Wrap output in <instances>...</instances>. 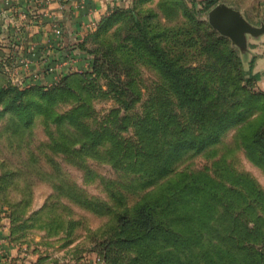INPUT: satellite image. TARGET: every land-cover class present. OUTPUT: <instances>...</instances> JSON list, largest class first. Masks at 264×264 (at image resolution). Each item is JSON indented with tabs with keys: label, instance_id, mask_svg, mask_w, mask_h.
Masks as SVG:
<instances>
[{
	"label": "rangeland",
	"instance_id": "1",
	"mask_svg": "<svg viewBox=\"0 0 264 264\" xmlns=\"http://www.w3.org/2000/svg\"><path fill=\"white\" fill-rule=\"evenodd\" d=\"M125 2L106 13H114L119 9L113 14L112 23L107 28V40L104 36L87 42L88 48L97 50L104 58L106 63L103 74L94 81L74 80L70 83L75 93L79 92L78 85L90 86L89 90L94 95L91 104L102 117L120 109L117 92L110 86V77H107L109 72L122 73L121 89H134L140 94L136 107L130 113H141L145 105L165 101L164 96L174 103L179 101L169 78L153 54L152 44L157 45L175 68H185L188 73L200 79L202 86L208 88L214 96L216 88L223 93L229 91L241 95L246 94L251 87L264 92L261 79L253 82V85L244 81L237 87L233 83L230 77L240 71L237 68L232 70L231 64L227 68L222 66L221 58L227 46L222 41L218 44L212 41L209 32H218L209 22L208 13L213 7L208 9L203 0ZM220 2L241 8L254 24L259 25L264 20V0L252 3L251 0ZM219 35L225 37L227 43L236 50L243 69L249 72L253 56L245 61L231 39ZM90 68L91 62L88 59L80 71ZM215 70H220V75H224L225 79L215 78L214 81L212 72ZM241 86H246L247 90L241 89ZM64 99L50 106V118L56 113L67 114L79 105L71 97L65 96ZM239 100V103L248 105L239 107L222 125L214 145L208 144L202 150L185 152L175 165L177 171L213 172L219 168L217 163L222 161V165L247 174L264 190V168L247 156L238 138L240 131L255 121L261 111L253 106L251 100L248 102L244 97ZM46 118L48 116L38 114L29 123L31 128L26 130L20 127V121L7 108V104H0V176L10 170L18 172L12 181L4 180L0 184L1 188L8 186L3 197L0 193V214L7 219L9 238L24 251L23 258L33 260L35 264H107L108 259L116 264H182L178 262L182 256L179 254L182 251L180 247V251L177 249L174 254L172 249L176 245L162 238L157 237L158 244L151 246L153 253L150 247L142 249L145 254H149L150 259L146 257L147 263L137 250L115 241V215L124 208H134L138 204L147 187L146 177L126 171V165L114 166L109 157L112 145L108 142L95 148L89 147L93 156L89 153L88 156L84 155L88 151L81 149L79 143L74 148L79 149L80 155L60 151L55 143L62 142V136L67 137L68 133L65 128L46 125ZM12 122L13 128L10 129ZM68 130L69 133L71 130L70 136L75 139V130ZM204 133L196 130L198 140ZM123 136L134 139V129L123 133ZM26 172L30 174L31 181L28 183L32 193L25 194L22 180ZM67 185L75 186L74 199L58 192V188H67ZM85 201L89 203L85 204ZM193 234L201 236L199 229ZM162 254H166L163 260Z\"/></svg>",
	"mask_w": 264,
	"mask_h": 264
},
{
	"label": "trees",
	"instance_id": "2",
	"mask_svg": "<svg viewBox=\"0 0 264 264\" xmlns=\"http://www.w3.org/2000/svg\"><path fill=\"white\" fill-rule=\"evenodd\" d=\"M219 2L203 0L208 9ZM118 10L104 15L96 30L84 37L71 51L77 50L87 55L91 68L69 71L51 86L33 84L21 87L16 84L11 74L16 59L13 53L15 42L0 45V104H7L23 129H30L29 123L38 114L48 116L46 125L65 128L68 136H62V142L55 143L60 151L80 155L79 149L74 148L79 143L81 149L88 151L84 155L88 156L89 153L93 156L89 147L95 148L108 142L112 145L109 157L114 166L126 165V171L146 177L147 187L138 204L134 208H124L115 215V241L137 250L145 263L146 257H150L142 249L150 247L153 253L151 246L158 244L156 238L159 237L176 245L172 249L174 254L180 247L182 251L179 254L182 256L178 262L182 264H264V223L258 221L264 222V190L247 174L222 165V161L217 163L218 169L207 173L177 171L175 167L178 159L190 150H202L208 144L214 145L222 125L239 107L248 105L239 103V99L244 97L248 102L251 100L261 113L240 131L238 138L247 156L264 168V92L256 91L253 87L247 90L246 86H241V89L247 90L244 95L229 91L223 93L216 88L214 96L202 86L200 79L185 68H175L157 45L152 44L153 54L169 78L179 101L174 103L164 96L165 101L145 105L141 113H130L136 107L140 94L134 89H121L122 73L109 72L107 77H110V86L117 92L120 109L102 117L91 104L94 95L89 90L90 86L78 85L79 92L75 93L70 83L74 80L94 81L103 74L105 60L97 50L88 48L87 42L104 36L107 40V28ZM209 35L216 44L222 41L227 46L221 58L222 66L227 68L231 64L232 70L237 68L240 71L230 77L237 87L244 81L253 85V82L261 79V73L254 69L253 58L250 71L246 72L236 50L227 43L226 38L212 30ZM212 76L214 81L215 78L225 79L224 75H220V70L212 72ZM65 96L77 100L79 105L67 114L56 113L50 118V106L65 100ZM12 128L13 122L10 124ZM68 128H73L77 133L75 139L70 136L71 130L69 133ZM131 128L135 132L134 139L123 136ZM196 130L205 132L199 136V140ZM17 173L7 171L4 176H0V184L4 180L12 181ZM22 181L24 193H32L28 183L31 181L30 174L26 172ZM7 187L0 186L2 197ZM73 187L67 185V188H58V192L74 199ZM196 229L200 230L201 236L193 234ZM260 246L261 249H258ZM165 258L166 254H162L161 260ZM106 262L116 264L111 259Z\"/></svg>",
	"mask_w": 264,
	"mask_h": 264
},
{
	"label": "crops",
	"instance_id": "3",
	"mask_svg": "<svg viewBox=\"0 0 264 264\" xmlns=\"http://www.w3.org/2000/svg\"><path fill=\"white\" fill-rule=\"evenodd\" d=\"M125 1L0 0V16L5 15L4 24L0 26V44L15 42L13 81L51 86L67 72L82 69L89 57L77 50L71 51L97 28L107 12ZM257 1L251 0V3ZM56 22L63 27L61 36L54 32ZM252 40L254 69L261 73L264 82V36L259 41ZM72 53L75 56L70 60ZM6 220L0 214V264H35L23 258L24 251L9 238Z\"/></svg>",
	"mask_w": 264,
	"mask_h": 264
},
{
	"label": "water",
	"instance_id": "4",
	"mask_svg": "<svg viewBox=\"0 0 264 264\" xmlns=\"http://www.w3.org/2000/svg\"><path fill=\"white\" fill-rule=\"evenodd\" d=\"M211 26L221 35L229 37L238 47L245 61L252 56L250 41L261 40L264 36V20L259 25L249 21L241 9L227 3L220 2L208 13ZM5 15L0 16V26L4 24Z\"/></svg>",
	"mask_w": 264,
	"mask_h": 264
},
{
	"label": "built area",
	"instance_id": "5",
	"mask_svg": "<svg viewBox=\"0 0 264 264\" xmlns=\"http://www.w3.org/2000/svg\"><path fill=\"white\" fill-rule=\"evenodd\" d=\"M45 1H49V0H45ZM54 32L57 34V35H59V36H61L62 34H63V27H62V25L60 24V22H56V25H55V27H54ZM74 54L72 53V55L70 56V58H74ZM61 77H58L56 80H55V83L60 79ZM31 85H33L30 81L29 82H27V83H25V84H20V86H22V87H29V86H31Z\"/></svg>",
	"mask_w": 264,
	"mask_h": 264
}]
</instances>
